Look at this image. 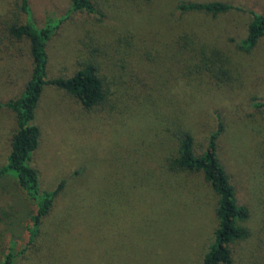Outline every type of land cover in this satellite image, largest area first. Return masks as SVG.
<instances>
[{
  "label": "rangeland",
  "instance_id": "374dc122",
  "mask_svg": "<svg viewBox=\"0 0 264 264\" xmlns=\"http://www.w3.org/2000/svg\"><path fill=\"white\" fill-rule=\"evenodd\" d=\"M72 1L28 6L42 27ZM89 1L95 11L71 13L48 42L47 75L69 78L93 62L105 100L86 110L43 89L31 166L42 190L64 185L27 246L34 203L13 176L0 178V263L13 242L15 253L27 246L15 264H201L218 227L217 196L201 173L171 170L169 161L179 131L199 155L221 122L218 157L249 212L232 264H264V112L254 107L264 102V39L239 49L248 12L264 15V0ZM208 2L241 11L178 10ZM24 22L20 0H0V102L19 96L31 74L29 42L8 32ZM15 129L13 112L0 109V167Z\"/></svg>",
  "mask_w": 264,
  "mask_h": 264
},
{
  "label": "trees",
  "instance_id": "16d2710c",
  "mask_svg": "<svg viewBox=\"0 0 264 264\" xmlns=\"http://www.w3.org/2000/svg\"><path fill=\"white\" fill-rule=\"evenodd\" d=\"M20 6L25 15V22L9 27L8 32L17 40L25 39L29 42L32 70L19 96L0 102V109L13 112L16 120V129L11 136L6 164L0 167V178L13 176L20 189L34 203L35 213L31 216L30 225L27 227V246H29L36 239L42 220L52 209L64 185L62 181L52 191L42 190L38 173L31 166L32 155L40 141V130L34 120L43 89L48 86L59 89L74 98L86 110L104 102L106 93L98 67L93 62L84 63L69 78H49L47 75L48 42L71 13L81 11L93 13L95 10L91 2L73 0L65 16L58 19L48 18L42 27H37L34 23L28 0H20ZM178 10L202 12L214 17L232 11H241L240 8L224 2L181 3L178 5ZM248 14L250 21L247 25L246 37L239 45V49L244 52H250L259 40L264 39V15L253 11H249ZM221 72L225 75L224 70ZM254 107L264 112V102L257 101ZM222 130L223 124L219 122L216 130L208 137L205 149L199 155L195 154L194 139L191 134L186 130L179 131L177 155L169 161L171 170L201 173L217 196L218 227L214 231V241L205 253L201 264H232L231 245L248 237V232L239 226V222L245 221L249 212L246 207L236 203L234 188L218 157L217 141ZM27 246L15 253L12 242L0 264H15L16 259L27 250Z\"/></svg>",
  "mask_w": 264,
  "mask_h": 264
}]
</instances>
